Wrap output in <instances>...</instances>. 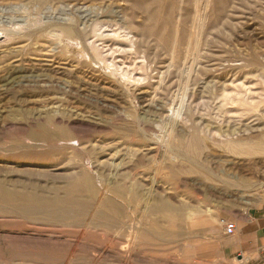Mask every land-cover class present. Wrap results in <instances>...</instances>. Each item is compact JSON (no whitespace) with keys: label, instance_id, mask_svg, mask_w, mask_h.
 <instances>
[{"label":"rangeland","instance_id":"1","mask_svg":"<svg viewBox=\"0 0 264 264\" xmlns=\"http://www.w3.org/2000/svg\"><path fill=\"white\" fill-rule=\"evenodd\" d=\"M112 2L132 16L137 53H116L137 80L83 35H52L67 16L90 35ZM172 2L164 40L123 0L0 3L15 32L0 36V184L75 200L61 219L0 199V264H264L222 249L224 220L264 212V0Z\"/></svg>","mask_w":264,"mask_h":264},{"label":"bare ground","instance_id":"2","mask_svg":"<svg viewBox=\"0 0 264 264\" xmlns=\"http://www.w3.org/2000/svg\"><path fill=\"white\" fill-rule=\"evenodd\" d=\"M5 1L6 0H0V3H4ZM90 1L92 0H71V2H73V4L71 5L74 6L80 5L79 9H81L82 7H84L86 2H90ZM123 1L129 3L130 9L138 10L139 12H141L144 22H146L145 24L144 23L140 24L139 27L137 26L140 30L142 37L144 36L147 38L150 37L151 35H158V37L162 38V40L169 37L170 34H167V31H164L163 27L162 29H160V27L158 26H160L159 22L163 17L165 19L171 17L172 9L174 8V4L172 0L167 2L166 0H123ZM215 1L219 5L218 10L223 9L225 7L226 0H215ZM81 2H85V3L79 4ZM163 2L165 5L166 12L164 16H161L159 13L162 9H164V7L162 6ZM91 10L93 12V20H92V31L90 35L86 34L87 21L84 18H80L79 21H77L68 16L65 18L67 20L66 23L62 25L61 23H59L62 28L57 29L58 34L57 32H55L52 35L56 37L58 36L60 41L62 34L64 35L66 34L70 36L77 34L80 37H82L83 35L85 41L82 42L83 43L85 42V44L88 46L87 48H90L93 51L95 58L98 59L104 67L114 66L115 71L118 70L120 72L121 77L124 78L126 81L137 80L138 79L137 75L133 71H131L130 68L119 66L120 59L118 60V56L116 53L117 51H120V53H122L123 55L126 54L127 56L129 55L127 53H131V54L137 53V51L135 50L136 39L132 31L133 27L131 29L130 27L131 25L125 26L126 24L125 25L123 24L124 23L123 21L125 19L132 16H130L126 11L124 12L120 7L113 6V2L112 5L93 6ZM127 22L128 21H126V23ZM13 24L16 25V23H12V25ZM1 26L2 25H0V36H2L3 33H5L6 36L14 35L15 33L14 30L3 29ZM50 32L51 31H47V34ZM105 38L115 40V42L109 48L110 52L107 53L105 51L106 54L103 52V48L102 49L100 48V44H98L99 40L104 41ZM89 189L93 190L95 197L98 199V201H101L102 195L96 191L92 183L91 185H89ZM50 194L51 196H48L49 194H44V193L41 194L39 191L29 188H18V189L10 190L4 187L3 184H0V199L2 201H7L9 203L16 202V204H18L17 202H20L21 203L20 206H22L23 203L29 205V207H31V205H34L32 209L37 210L41 214L55 218L63 219L65 217H68L70 214H72V207L75 204V200L72 198L71 195H61L56 191ZM103 196L105 195L103 194ZM112 208L113 209H109V210H106L105 208V210L107 211L106 216H108L111 220L118 219V213H117L118 211L114 210L115 207ZM100 214H102V211H100ZM112 223L114 225L115 221ZM129 228H132V226H130Z\"/></svg>","mask_w":264,"mask_h":264},{"label":"crops","instance_id":"3","mask_svg":"<svg viewBox=\"0 0 264 264\" xmlns=\"http://www.w3.org/2000/svg\"><path fill=\"white\" fill-rule=\"evenodd\" d=\"M229 239L223 244V252L231 256L236 253L249 254L251 259L264 258V212L261 208L250 209L237 219L234 234H226Z\"/></svg>","mask_w":264,"mask_h":264},{"label":"built area","instance_id":"4","mask_svg":"<svg viewBox=\"0 0 264 264\" xmlns=\"http://www.w3.org/2000/svg\"><path fill=\"white\" fill-rule=\"evenodd\" d=\"M223 223L226 234L230 235L236 232L237 224L235 222H229L224 220Z\"/></svg>","mask_w":264,"mask_h":264}]
</instances>
